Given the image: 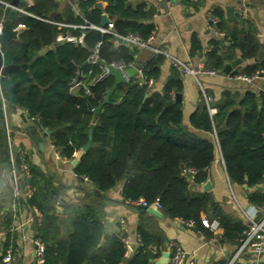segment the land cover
<instances>
[{
	"label": "trees",
	"instance_id": "trees-1",
	"mask_svg": "<svg viewBox=\"0 0 264 264\" xmlns=\"http://www.w3.org/2000/svg\"><path fill=\"white\" fill-rule=\"evenodd\" d=\"M32 1L20 4L27 13L15 10L14 26H24L19 37L2 45L5 63L28 67L0 77V101L4 99L11 108H24L37 119L41 130H52L51 143L62 158L71 161L89 140L94 126V145L74 165V170L81 178L88 177L95 188L108 191L122 182L125 200L144 198L152 203L159 199L166 216L193 220L197 228L211 236L214 232L202 223V214L207 213L210 219H219L223 238L242 243L247 224L227 213L210 189L198 186L207 181L209 168L222 155L230 180L249 186V201L264 205V94L258 96L249 91L241 99L223 96L216 104V113H211V102L202 98L188 124L183 101L175 98L184 88L183 73L175 66L162 91H154L138 74L126 84L124 93L120 94L121 85L118 86L111 102L95 120L94 110L102 104L114 81L113 76L101 77L104 68L100 63H87L98 43L102 61L135 65L142 68L146 79L154 82L161 76L165 56L154 54L139 66L137 47L119 43L115 33L80 26H103L102 11L94 0L70 3L64 12L59 11L60 0ZM11 2L0 0L1 19L9 17L12 8L6 3ZM106 11L119 35L133 33L148 38L154 34L155 25L142 21L149 13L127 6L126 0H111ZM218 27L226 32L225 39H230V43L224 49L214 43L208 52L207 68L223 71L226 61L232 60L238 49L244 59L255 61L235 69L231 75L253 76L264 70L262 46L250 27L226 29L220 20ZM83 32L84 44L57 41L60 34ZM46 47L49 49L40 54ZM77 78L86 81L91 93L84 86L72 90ZM115 142L117 153L113 155ZM10 158L7 124L5 117L0 116V168L10 163ZM24 158L30 165L28 180L34 188L32 198L24 201L39 223L37 237L44 242L43 264H156L164 248L163 240L144 226L138 229L142 241L131 245L132 253L127 257L130 248L124 237L106 236L102 209L87 204L69 205L67 218L61 219L56 209L60 189L22 152L16 156L18 166ZM190 168L197 170L193 179L186 172ZM21 178L25 184L23 174ZM3 257L0 256V264H6Z\"/></svg>",
	"mask_w": 264,
	"mask_h": 264
},
{
	"label": "crops",
	"instance_id": "crops-1",
	"mask_svg": "<svg viewBox=\"0 0 264 264\" xmlns=\"http://www.w3.org/2000/svg\"><path fill=\"white\" fill-rule=\"evenodd\" d=\"M76 1L78 0H60L59 11L64 12L68 4ZM110 1L94 0V4L98 7L97 3L101 2L107 13L106 9ZM27 3L32 4L33 1L27 0ZM126 4L135 10L142 8L143 11L149 13L148 16L143 17L142 21L155 25L152 46L164 48L169 53V55H164L165 61L160 67L161 76L153 84L154 91H162L173 68L177 66L176 59L193 65L206 64L208 52L215 47V42H218L221 49L230 43V39L226 40L225 36L213 31L211 28L212 16L218 17L226 29L238 26L244 30L250 27L259 39L264 54V0H126ZM229 8L233 10V17L229 16ZM67 25L78 26L68 23ZM60 26L66 25L60 23ZM15 28L18 30L19 37L24 26L21 24ZM58 36V42L66 41L58 40ZM118 42L124 41L119 38ZM124 43L129 44L128 42ZM48 49L46 47L42 49L45 51L41 52V50L39 53L43 54ZM154 54L152 48L137 47L136 64L144 65ZM238 57H241L243 61L232 71L255 61V59H244L240 50L237 49L236 56L232 60ZM232 60H227L226 63ZM182 79L184 84L181 92L183 94L182 101L185 121L188 124L202 98L210 100L212 113H216V104L223 96H234L241 99L249 91L256 92L258 96L264 94L262 78H255L248 82L242 78L229 76L224 68L223 71L216 74L202 76L200 83L191 76L183 75ZM77 88L78 86H73L72 90ZM125 91L126 84H122L120 94ZM3 116L10 129L11 140L8 139L10 152L12 150L17 156L21 151L26 150L31 162L36 164L46 178L52 180L60 189L61 195L57 201L56 209L62 219L67 218L69 205H94L105 213L106 236L121 235L129 238L132 246H137L142 241L138 229L140 226H144L149 233L161 237L163 240L164 248L159 258L156 259V264L161 263L162 255L168 248L177 245L182 246L197 264H229L233 259L236 264H251L256 258V254L251 248L239 253L238 250L242 243L223 238V228H220L218 233L209 236L195 225L190 226L182 216L169 217L164 214L162 209L155 206H153L155 211H152L148 208L142 209L141 205L125 200L122 193V182L108 191L95 188L91 181L81 178L75 172L71 160L62 158L58 154L51 143L50 135H45L47 130H41L35 118L30 117L24 108H11L6 105ZM41 138H45V149L40 147ZM116 144L117 142L112 150L113 155L117 153ZM208 172L209 177L206 182H211L209 188L215 200L227 213L235 215L246 223V214L255 218L261 212L259 206L251 203L248 199L247 194L251 188L235 184L230 180L222 155L217 157ZM23 182L21 178L22 186H20L22 188L19 195H16L11 163L6 162L1 166L0 256H4L9 249H12L13 264H36L37 245L35 239L39 223L33 219L35 214L24 201ZM204 184L198 187L200 188ZM20 197L24 199H18ZM158 212H161L162 215ZM202 216L208 217V214L203 213ZM64 230L68 232V227H65ZM166 237L169 238L170 245L167 244ZM131 250L132 248L127 257L132 253Z\"/></svg>",
	"mask_w": 264,
	"mask_h": 264
},
{
	"label": "built area",
	"instance_id": "built-area-1",
	"mask_svg": "<svg viewBox=\"0 0 264 264\" xmlns=\"http://www.w3.org/2000/svg\"><path fill=\"white\" fill-rule=\"evenodd\" d=\"M6 5L8 7L15 9V10H19L21 12L27 13V11L20 6H14L11 3H6ZM218 23H219V18L216 16H212L211 17V28L213 29V31L216 34L226 36L227 35L226 32L221 30L218 27ZM61 24L67 25V23H61ZM80 26H82V27H87V26L88 27H94V28L101 30L102 32H112V33H115L119 38L126 40V42H128L132 46L149 47V48L153 49L155 54L169 55V53L166 49L152 46V41H153L154 35H150L148 38H144L140 34H133V33L122 36V35L117 34L114 31L113 23L111 21L109 22V24L107 26L96 25L93 23H86V24H82ZM4 30H5V19L2 18L0 20V35H2L4 33ZM84 36H85L84 32L81 33L80 35H73V34L62 35L61 34L58 36V40L62 39V40L74 42L76 44H84ZM99 46H100V43H98L97 46L95 48H93L92 53H91V55L88 59V62H87L88 64H91V65H95L98 63L101 64L102 60L100 59V55H99ZM0 50L2 51V44H0ZM113 64H115L116 66H118L121 69H125L126 67H128V66H126L124 64H120V63H113ZM175 64L182 71L183 75L191 76V77L195 78L197 81H199V83H200V79L202 76L210 75V74H216L217 72H220V71H217L215 69L207 68L205 66V64H202V63L197 64V65H193V64L183 62L179 59H176ZM103 68H104V72H103V75H101V77H104L105 73L107 72V70L104 66H103ZM137 68H138L137 74L142 79V81L144 83H147L149 86H153L154 80L152 78L146 79L143 75L142 68H139V67H137ZM229 76L242 78L244 80H247L248 82L253 81L255 78H262L264 80V70L259 71L258 74H255L253 76H248L246 74L231 75V72L229 73ZM74 86H84V88L86 89V92L91 93L90 87L88 86V84L84 80H80L78 78L75 79ZM0 93H1V82H0ZM1 96H2V94H1ZM2 100L4 103L3 109L5 111L7 104L5 103L4 99H2ZM207 101L210 103V100L208 98H207ZM212 112H213V110L211 109V113ZM7 130H8V139L10 141L11 140L10 129L8 126H7ZM21 152L25 155H28L26 150L21 151ZM58 157H59V155H58ZM10 161H11L10 163L12 166V172H13V177H14L16 195H19V193L21 191L22 184L20 183V180H21V175L23 174L25 177V180H26L25 184H24V196L26 199L32 198V196L34 194V188L28 180L29 177L31 176L30 165H29L28 161L26 160V158H24L23 161L18 166L16 156L12 152V150H11ZM186 172L193 179L197 173V170L190 168V169L186 170ZM85 179L89 180L88 177H85ZM130 202L134 203V204H138V205H143L146 207L155 206L159 209L162 208V205H161L159 199H156L152 203L147 202L144 198H140L137 201H130ZM259 209L261 212H263V215L259 220H256L254 217H251L249 214H246L247 229L245 230V237L242 240V244L238 250V252L240 253L247 248H251L255 252L256 258L252 261L251 264H264V258H263V254H262V252L264 251V205L259 206ZM33 219H36V216H34ZM38 220H41V218H38ZM187 223L190 226L194 225L193 220H190ZM202 223L206 227L210 228L214 233H218L220 228H221L220 221L217 218L210 219L208 217H202ZM123 240L126 243V245L129 248H131L130 239L124 237ZM139 240H140V238H139ZM35 242L37 245L36 264H43L44 254H45L44 242L39 237H36ZM170 251H171V256H170L168 264H197L195 259L191 258L189 256V253L180 245H177L175 247H171ZM3 261L6 264H12V262H13V251H12V249H9L8 252L4 255ZM233 263H234V259L229 264H233ZM212 264H216V263H212Z\"/></svg>",
	"mask_w": 264,
	"mask_h": 264
},
{
	"label": "water",
	"instance_id": "water-1",
	"mask_svg": "<svg viewBox=\"0 0 264 264\" xmlns=\"http://www.w3.org/2000/svg\"><path fill=\"white\" fill-rule=\"evenodd\" d=\"M27 0H12L11 4L14 6H19L21 3H25ZM97 6L103 11L102 14V24L104 26H107L110 22L108 14L105 12V8L102 5L101 2L97 3ZM14 16H15V9H12L10 15L8 18L5 19V30L2 35H0V44H4L7 41H9L12 38H17L18 37V30L14 26ZM229 16L233 17V10L232 8H229ZM121 41L126 42V40H123L120 38ZM45 50H42L43 52ZM243 59L241 57L236 58L235 60H232L231 62H228L224 66V71L226 73H230L233 68L237 67L240 63H242ZM101 64L106 68L107 72L105 73V76H113L114 81L112 85L109 87L108 91L106 92L103 102L100 106L95 108L94 113V119L97 120L99 117L100 113L103 110V107L111 102V96L113 93L116 91L118 86L122 84H128L129 81L138 73V68L135 65H131L126 67L125 69H121L118 66H116L113 63H106L104 61H101ZM28 64H5V59H4V54L0 50V75L5 76L8 75L11 71L19 68H27ZM83 68V66H82ZM81 68V70H82ZM176 99L177 100H182L183 99V94L181 92L176 93ZM167 104H170L168 102ZM3 100L0 101V116L4 115V109H3ZM37 121V119H35ZM93 132H94V126L90 129V134H89V140L87 141L86 144H84L75 154V158L72 160V163L75 165L78 163V161L82 158V156L94 145V138H93ZM52 133V130H47L45 132V135H50ZM42 142L40 144V147L42 149H45V138H41ZM210 184L211 182H206L204 186L207 189H210ZM263 188V187H262ZM142 209L148 208L149 210L155 211L153 206L146 207L141 205ZM159 214L162 215L161 212H158ZM263 215V212H259V214L255 217L256 220H259ZM62 219V216L60 217ZM167 244L170 245L169 243V238L166 237ZM131 249V248H130ZM264 254V251L262 252ZM171 256V251L168 248L162 255L161 258V263L160 264H168L169 259ZM187 259V258H186Z\"/></svg>",
	"mask_w": 264,
	"mask_h": 264
}]
</instances>
